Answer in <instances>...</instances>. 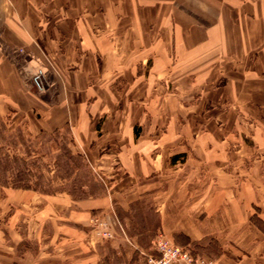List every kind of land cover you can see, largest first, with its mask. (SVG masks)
Segmentation results:
<instances>
[{
    "label": "crops",
    "instance_id": "obj_1",
    "mask_svg": "<svg viewBox=\"0 0 264 264\" xmlns=\"http://www.w3.org/2000/svg\"><path fill=\"white\" fill-rule=\"evenodd\" d=\"M16 115L68 129L100 192L0 188V264H144L158 235L264 264V0H0V120Z\"/></svg>",
    "mask_w": 264,
    "mask_h": 264
},
{
    "label": "rangeland",
    "instance_id": "obj_2",
    "mask_svg": "<svg viewBox=\"0 0 264 264\" xmlns=\"http://www.w3.org/2000/svg\"><path fill=\"white\" fill-rule=\"evenodd\" d=\"M45 64L50 66L53 71L57 72V69L52 62L45 61ZM41 86L43 87V82ZM34 87L38 90L36 85H34ZM20 118L19 115L13 117L10 123H8L7 129L12 133H14L13 131L16 128L22 130L24 138L27 141L24 143L23 147H10L11 153L16 152L17 154L24 156V152H34V157L39 158V161H36V164L40 166L41 171L54 189L61 187L65 188L67 193L72 192L75 197H81L87 194L95 195L100 192V185L98 184V181L95 180L96 176L91 172L83 160L77 158V155L74 154L76 153V150L69 145L70 132L68 129L64 128L58 131L59 134L55 135L52 134L53 132H43L46 134H52V136H43L42 138L31 142L27 135V133H30L22 125L23 123H20ZM38 134L40 133H32L34 136ZM64 148H66V159L63 157L60 158L61 154L64 153ZM71 153L76 158H71ZM82 186L85 188L80 190V187ZM50 248H47V250ZM20 249H22L23 252L26 251L28 254L36 255L38 252V245L36 242L28 240L23 243V246ZM106 257L109 261V257Z\"/></svg>",
    "mask_w": 264,
    "mask_h": 264
},
{
    "label": "trees",
    "instance_id": "obj_3",
    "mask_svg": "<svg viewBox=\"0 0 264 264\" xmlns=\"http://www.w3.org/2000/svg\"><path fill=\"white\" fill-rule=\"evenodd\" d=\"M13 132L8 130L6 124L0 120V188L29 190L43 195L66 193L65 188L54 189L50 185L48 179H46L44 173L41 171L40 166L36 164L39 158L34 157V152H24V156L16 152L11 153L10 147H23L27 141L24 138L22 130L16 128ZM52 134H59V132L55 131ZM52 134L40 133L33 136L27 133L31 142L43 136L51 137ZM62 157L66 159V148H64V153L61 154L60 158ZM74 157L71 153V158ZM77 158L82 160L78 155ZM82 188L83 186L80 187V190ZM68 193L73 196L72 192Z\"/></svg>",
    "mask_w": 264,
    "mask_h": 264
},
{
    "label": "built area",
    "instance_id": "obj_4",
    "mask_svg": "<svg viewBox=\"0 0 264 264\" xmlns=\"http://www.w3.org/2000/svg\"><path fill=\"white\" fill-rule=\"evenodd\" d=\"M91 229L99 239L110 240L114 237L112 223L104 217H93ZM152 252L144 255V264H217L209 257L195 254L188 248L173 244L163 235H158L154 239Z\"/></svg>",
    "mask_w": 264,
    "mask_h": 264
}]
</instances>
